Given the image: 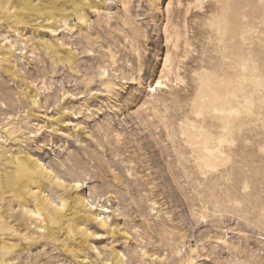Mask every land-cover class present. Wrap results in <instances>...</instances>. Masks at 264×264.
Segmentation results:
<instances>
[{"label": "rangeland", "instance_id": "rangeland-1", "mask_svg": "<svg viewBox=\"0 0 264 264\" xmlns=\"http://www.w3.org/2000/svg\"><path fill=\"white\" fill-rule=\"evenodd\" d=\"M23 1L0 264H264V0Z\"/></svg>", "mask_w": 264, "mask_h": 264}, {"label": "bare ground", "instance_id": "bare-ground-1", "mask_svg": "<svg viewBox=\"0 0 264 264\" xmlns=\"http://www.w3.org/2000/svg\"><path fill=\"white\" fill-rule=\"evenodd\" d=\"M30 3H31L30 0H24V1H23V4L26 5V6H28V7H30ZM157 84H160V82H157ZM28 187H29V183H28V182H25V183H19V184H18V189H21V190H23V189H25V188H28ZM28 189H29V188H28Z\"/></svg>", "mask_w": 264, "mask_h": 264}]
</instances>
